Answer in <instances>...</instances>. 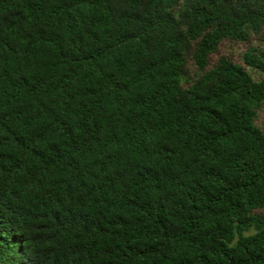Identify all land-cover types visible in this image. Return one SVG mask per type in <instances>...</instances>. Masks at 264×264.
Listing matches in <instances>:
<instances>
[{"label": "trees", "instance_id": "trees-1", "mask_svg": "<svg viewBox=\"0 0 264 264\" xmlns=\"http://www.w3.org/2000/svg\"><path fill=\"white\" fill-rule=\"evenodd\" d=\"M253 40L264 0H0V264H264Z\"/></svg>", "mask_w": 264, "mask_h": 264}, {"label": "rangeland", "instance_id": "rangeland-1", "mask_svg": "<svg viewBox=\"0 0 264 264\" xmlns=\"http://www.w3.org/2000/svg\"><path fill=\"white\" fill-rule=\"evenodd\" d=\"M252 42H253V44L259 45L258 41H256V40H253ZM259 47L264 49V45H259ZM243 50H244V47L240 44L223 42L220 46H218L217 52L214 55L210 56L209 66L213 65L219 57H226L235 63L241 64L240 54ZM192 66L193 65L191 63H188V65H187V67L190 71L189 72L190 75H192V73L194 72ZM249 72H250V74L254 80L258 79V75L256 73H254L253 71H249ZM254 123L258 127H261L264 124V104H262L260 106V108L256 111V118H255Z\"/></svg>", "mask_w": 264, "mask_h": 264}]
</instances>
